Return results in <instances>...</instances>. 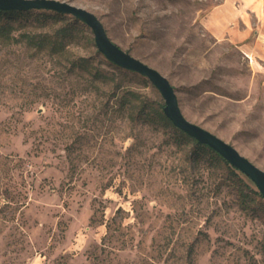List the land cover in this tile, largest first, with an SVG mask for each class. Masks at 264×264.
Returning <instances> with one entry per match:
<instances>
[{
  "label": "rangeland",
  "instance_id": "1",
  "mask_svg": "<svg viewBox=\"0 0 264 264\" xmlns=\"http://www.w3.org/2000/svg\"><path fill=\"white\" fill-rule=\"evenodd\" d=\"M66 1L264 169V58L217 31L220 0ZM14 25L69 34L57 51L0 39V264H264V196L157 118L146 75L106 58L72 14L33 8Z\"/></svg>",
  "mask_w": 264,
  "mask_h": 264
},
{
  "label": "water",
  "instance_id": "2",
  "mask_svg": "<svg viewBox=\"0 0 264 264\" xmlns=\"http://www.w3.org/2000/svg\"><path fill=\"white\" fill-rule=\"evenodd\" d=\"M33 8L52 9L69 13L86 22L93 31L98 50L102 52L106 58L122 67L146 75L163 96V111L172 122L177 127L196 138L198 142L208 144L230 164L249 176L264 196V169L252 162L247 156L240 153L233 144L203 126L189 120L183 114L179 106L174 86L169 79L158 69L147 64L114 42L93 11L66 0H0V9L27 10Z\"/></svg>",
  "mask_w": 264,
  "mask_h": 264
},
{
  "label": "crops",
  "instance_id": "3",
  "mask_svg": "<svg viewBox=\"0 0 264 264\" xmlns=\"http://www.w3.org/2000/svg\"><path fill=\"white\" fill-rule=\"evenodd\" d=\"M210 14L217 31H230L247 51L264 58V0H220Z\"/></svg>",
  "mask_w": 264,
  "mask_h": 264
},
{
  "label": "trees",
  "instance_id": "4",
  "mask_svg": "<svg viewBox=\"0 0 264 264\" xmlns=\"http://www.w3.org/2000/svg\"><path fill=\"white\" fill-rule=\"evenodd\" d=\"M29 12L27 10L21 9H0V39L6 42L16 41L23 39L28 45L34 46L37 49H49L51 51H57L58 49L64 48L67 42H55L57 40L56 36L62 35V37H66L67 27L66 26H58L56 31L51 35L47 34V32H30L25 31L21 32L19 35L14 34V20L17 19L18 15H23ZM56 14H62L63 12L55 11ZM64 35V36H63ZM140 106H142L140 104ZM164 103L160 102L155 109V114L157 118H159L164 124L172 125L180 134V136L186 138L189 141H193L197 146L206 148L212 153L219 156L226 164L230 166L233 170H237L235 166L230 164L222 155H220L216 150L210 147L206 143L198 142L196 138L189 135L187 132L177 127L172 120L164 113L163 111ZM145 114L147 112H144ZM257 193L261 195V192L257 190Z\"/></svg>",
  "mask_w": 264,
  "mask_h": 264
}]
</instances>
